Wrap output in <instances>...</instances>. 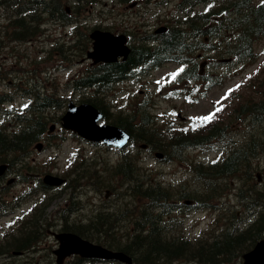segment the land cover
Here are the masks:
<instances>
[{
    "label": "rangeland",
    "instance_id": "rangeland-1",
    "mask_svg": "<svg viewBox=\"0 0 264 264\" xmlns=\"http://www.w3.org/2000/svg\"><path fill=\"white\" fill-rule=\"evenodd\" d=\"M113 2V0H111ZM154 1V0H153ZM145 2L144 4H139L137 6H132L127 8L129 13L133 14L131 19L127 18L125 15H121L122 8L117 6L111 13L109 11L110 6H104L102 4L98 5L96 9L85 14L86 19L84 20L88 26H94L96 24L111 28L115 32H122L128 25L138 28L137 25L145 24L149 22V32H153L158 26L170 23L165 21L164 18H170L177 15L176 5L179 0H173L167 3H155V2ZM264 1V0H260ZM151 2V3H150ZM115 3V2H113ZM106 7L104 13L103 8ZM112 7V5H111ZM9 11L6 10L4 5H0V70L9 69V72L18 70L19 77H28L32 75L29 70V66L32 65L34 71H39L44 78H49V80H44L47 86L52 87L55 91H59L60 94L67 93L63 91L64 84L67 79L75 77L85 65H77L73 63L70 67L68 62L62 63L59 53L53 52L49 53L51 43L55 38L60 40L66 39L67 35L71 32V27H62L59 23H54L50 21L44 25L45 33L39 37L36 41L32 43L16 44L11 43L6 35V24L8 22ZM179 15V13H178ZM136 16H140L138 19ZM182 16V15H181ZM158 18H161L159 23H156ZM180 18V16H178ZM168 20V19H167ZM172 21V18L170 19ZM148 28V27H147ZM144 29L140 28V31ZM255 52L257 55L248 62L247 65L239 66L237 64L227 63L220 60L219 64H214L212 69L214 73L224 74V79L221 83L213 84L207 89H204V82L196 83L194 88L179 89L175 85L177 79L172 75L175 70H180L176 63H171L163 68L153 71L151 76L142 79H133L123 82L116 90V93L111 97L114 106L119 109L128 110V107L134 104L136 101L141 102V100L148 101V111L157 120L158 125L163 128L164 132L172 133H189L196 130L197 125H208L214 121L220 120L219 123H228L232 118L234 113V108L239 104L252 99L255 96V86L260 81H264V35L261 36L255 43ZM13 54H21L23 56L22 62L18 66H15ZM49 58L47 61L43 62L44 58ZM36 60L38 63L36 62ZM37 63V68L35 66ZM16 68V69H15ZM45 68H52L53 73L46 75L43 70ZM211 68L210 66L208 69ZM9 78H11L9 76ZM19 80V79H18ZM53 81V82H52ZM9 82H4L8 84ZM43 83V84H44ZM239 86V87H237ZM149 99V100H148ZM24 97H17L11 102L15 108H22L27 102ZM138 103V102H137ZM61 111H55L53 116L56 118L60 117ZM214 113V116L210 120H203V117H207ZM5 118H10L9 115H5ZM57 122V120L55 121ZM232 127L235 130H239L240 125L243 127L244 122L236 123L235 119L232 120ZM60 123L56 130H61L59 135L53 134V137L48 140H44V147L42 150H36L33 148V153L30 158H32L35 167V172L37 173H54L68 176L73 178L77 173H82L86 171L89 173L90 170L84 169L85 167H90V162L93 163L95 159L101 162L102 170L99 173L104 179L107 187H102L101 192L98 190L87 191L83 196L82 200L85 203L84 212H79V217L91 218L93 214L100 208L103 204L104 206H110L114 203V208L118 209L123 202L132 199L133 205H135L137 198L131 195V190L128 188L130 183L127 184L123 175H114V168L120 162H122L124 153H120L116 149H110L103 144H98V146L89 144H84L79 136L72 134L70 132L63 131L60 129ZM53 131V132H55ZM59 132V131H57ZM248 137V133L245 130L239 135L240 141L243 142ZM139 144V143H138ZM97 147V148H96ZM224 150V148H222ZM222 150H198L189 151L186 154L185 160H180L176 158L174 161L163 162L160 161L153 153L150 155L147 151L140 148L139 146L134 147V153L132 155L136 157V164L141 173V177H148V179L158 180L168 187H172L174 190L186 186L187 190H194L193 183V165H187L190 159L200 160H214L221 156ZM82 159V160H81ZM81 160V161H79ZM22 161L25 163L23 172L26 173L30 163L27 161V157L22 156ZM75 161V162H74ZM207 161L206 163H208ZM254 165L257 168H261L263 171L259 170L263 174L261 177V182L258 179H253L251 182L255 184L254 189L264 190V152H261L257 157L253 159ZM204 163V162H203ZM79 170L76 173H72L74 169ZM106 171V172H105ZM103 173V174H102ZM256 174V173H255ZM146 185L150 184L148 181ZM244 181V180H243ZM85 183V181H83ZM236 180L231 181L230 186L226 189L229 195L219 198L215 201V204L220 207V209L215 208V206L203 210L204 213L198 214L196 219L191 218L190 214H183V226H186L184 231L176 230L178 236L192 235L193 237L199 236L202 230H206L207 235L216 234V231H220L221 228L218 227V223H223L228 220L232 212L237 210L235 207H240L237 205V199L234 196L232 189L235 186ZM116 186L119 191L128 190L129 196H122V201L114 200L111 198L106 199L104 196V191L107 188H112ZM132 186V184H131ZM17 186L13 191L18 190ZM93 187V184H92ZM143 190L144 187H141ZM52 194V192H50ZM116 199L118 197H115ZM51 208L53 212L64 208L66 202V195H55L52 200ZM148 199H138L137 203L141 206L147 203ZM206 213L212 215L214 220L206 219ZM174 215V213H173ZM83 219V218H77ZM3 222V221H2ZM197 224L196 227L193 225ZM0 224L1 221H0ZM1 232L4 230V226H0ZM127 231L128 227L125 228ZM1 240V239H0ZM32 258H17L11 261V264H47L43 253L32 252L28 257ZM0 263L5 264L6 261L0 258Z\"/></svg>",
    "mask_w": 264,
    "mask_h": 264
},
{
    "label": "trees",
    "instance_id": "trees-1",
    "mask_svg": "<svg viewBox=\"0 0 264 264\" xmlns=\"http://www.w3.org/2000/svg\"><path fill=\"white\" fill-rule=\"evenodd\" d=\"M5 1L14 11L10 17L9 26L12 29V37L18 39L39 33L40 26L48 17H51L50 19L56 18L57 13L61 12L65 17L68 16L63 6V0ZM73 1L77 3L76 11H80V6L85 8L83 10L88 11L92 6L100 3L99 0ZM118 1L121 4L131 2V0ZM31 3L32 5H30ZM203 4L204 6L208 5L202 10L187 11L184 17L169 24L167 30L158 35L156 39H150L153 37L150 35L148 39L135 44L134 54L127 62H124V64L126 63L124 68L128 69L132 64L158 65L165 60H177L189 63L179 75V79L182 81L208 79L214 82H222L224 74L209 70L204 72L197 58L208 59V56L213 53L211 57L216 63H219L221 59H226L225 61L233 64L246 63L252 60L256 56L254 44L264 34V3L256 2V0H184L181 5L191 8L193 5ZM34 5L37 9L33 10ZM77 30L78 34L74 46L80 47L85 36V42L80 47L81 53H84L89 47L88 32L81 29ZM202 51L204 52L203 56ZM195 52L198 54L194 55ZM121 64L98 67L109 69L108 71L111 72L113 67H119ZM102 73L101 70L99 75ZM119 77L122 75L120 74ZM89 81L90 77H85L79 80V84L85 85ZM111 81V77L104 78L98 85L96 92L105 94L111 88ZM255 93L252 99L235 107L237 108L236 118L245 121L244 129L248 133L246 141L230 148L220 163L208 166L213 172L227 173L226 176L229 178L244 175L246 179H244L241 187L243 192L246 191L244 188L246 186L252 189L251 181L255 177V166L252 158L264 152L263 80L256 84ZM101 98L104 99V97L95 95L88 100L101 108L108 117L110 115L109 108H107L109 105ZM53 100L57 101L55 97L48 94L40 95L35 99L30 106L29 116H22L24 127L17 132L0 129V150H5V153L10 154L15 149H26L31 142L37 140L47 127L48 119L45 112L49 105H53L51 104ZM232 120L228 124H220L216 121L209 126L208 130L202 129L191 135L175 136L176 139L172 137L170 147H168L178 152L187 142L194 145H206L209 140L213 142L226 135L229 136L233 134L231 131L234 130L230 126ZM114 121L131 133L132 141H145L152 146L162 143L159 129L150 116H143L142 114L141 118H138L134 112L126 115L118 112L114 116ZM236 131L240 132V130ZM124 175L127 180L133 182L132 188L139 189V196H148L152 204L162 200L160 197L165 192L158 189L159 186L157 188L149 186L143 190L141 187L144 184L134 169L124 170ZM249 199L250 202L245 203L243 208L247 210L255 206L257 209L255 218L250 224L245 228H238L235 222H230L220 235L214 237L207 244L206 248L198 250L197 255L193 257V264L232 263L236 259L237 253L248 249L264 233V191L256 190V195ZM107 219L100 220V225L104 231L108 230L107 226L112 220L110 217ZM134 240L135 243H138L140 252L154 256H161L166 252L164 239L160 235H144L136 237ZM126 249L129 250L127 247ZM183 253L182 247L174 242L167 259L181 257Z\"/></svg>",
    "mask_w": 264,
    "mask_h": 264
},
{
    "label": "water",
    "instance_id": "water-1",
    "mask_svg": "<svg viewBox=\"0 0 264 264\" xmlns=\"http://www.w3.org/2000/svg\"><path fill=\"white\" fill-rule=\"evenodd\" d=\"M92 36L96 39L95 47L98 52L94 55L97 59L114 60L117 55H127L129 48L125 45L126 36L124 34L114 35L109 31L95 30ZM93 53H89L91 56ZM100 117L97 109L90 104H82L80 106L70 105V110L66 118L70 123L76 127L75 129L82 131L89 138L104 141L110 144L124 145L128 139L129 134L122 128L115 125H97L95 121ZM51 182L60 183L62 180L53 181L51 176H48ZM78 238L76 235H72ZM79 240V239H78ZM82 242L89 253L96 254L97 247L86 242ZM244 264H264V239L257 242L256 246L244 255Z\"/></svg>",
    "mask_w": 264,
    "mask_h": 264
},
{
    "label": "flooded vegetation",
    "instance_id": "flooded-vegetation-1",
    "mask_svg": "<svg viewBox=\"0 0 264 264\" xmlns=\"http://www.w3.org/2000/svg\"><path fill=\"white\" fill-rule=\"evenodd\" d=\"M79 216V214H76V218L71 219L70 213L67 212V218H54L48 213V208L43 206L32 207L28 211L21 212L15 230L19 238L17 251L20 252V256L28 255L31 250L30 246L33 243L39 242H43L45 244V249H50V251L54 253L55 249L53 245H59L56 239L52 240L54 238V232L67 231L64 228L67 226H85L87 220L77 219L80 218ZM95 223H98V220H95ZM53 253L52 261L55 259ZM68 260L77 264H85L87 259L81 255L72 254L69 256ZM98 260L102 259H88V262H90V264H99L96 262Z\"/></svg>",
    "mask_w": 264,
    "mask_h": 264
},
{
    "label": "snow or ice",
    "instance_id": "snow-or-ice-1",
    "mask_svg": "<svg viewBox=\"0 0 264 264\" xmlns=\"http://www.w3.org/2000/svg\"><path fill=\"white\" fill-rule=\"evenodd\" d=\"M181 71H182V69H181ZM175 77V74H173V78ZM237 87H239V86H237ZM214 116V113L213 114H211V115H209V116H207V117H203L202 119L203 120H210V119H212V117Z\"/></svg>",
    "mask_w": 264,
    "mask_h": 264
},
{
    "label": "bare ground",
    "instance_id": "bare-ground-1",
    "mask_svg": "<svg viewBox=\"0 0 264 264\" xmlns=\"http://www.w3.org/2000/svg\"><path fill=\"white\" fill-rule=\"evenodd\" d=\"M88 260V259H87Z\"/></svg>",
    "mask_w": 264,
    "mask_h": 264
}]
</instances>
